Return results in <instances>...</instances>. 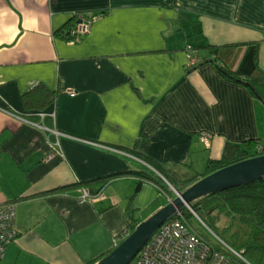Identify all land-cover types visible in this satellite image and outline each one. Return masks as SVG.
I'll use <instances>...</instances> for the list:
<instances>
[{
  "label": "crops",
  "instance_id": "1",
  "mask_svg": "<svg viewBox=\"0 0 264 264\" xmlns=\"http://www.w3.org/2000/svg\"><path fill=\"white\" fill-rule=\"evenodd\" d=\"M76 12L97 15L91 29L58 37ZM255 41L264 70V0H0V192L18 229L0 264H87L116 246L154 181L136 190L128 173L93 199L45 192L139 169L133 150L195 166L200 144L210 157L231 141L264 145V100L214 62L188 69L189 43L233 45L222 54L237 66ZM40 84L57 98L38 125L22 119V95Z\"/></svg>",
  "mask_w": 264,
  "mask_h": 264
},
{
  "label": "trees",
  "instance_id": "2",
  "mask_svg": "<svg viewBox=\"0 0 264 264\" xmlns=\"http://www.w3.org/2000/svg\"><path fill=\"white\" fill-rule=\"evenodd\" d=\"M85 17L90 18L91 20L89 21H92L97 15L88 16L85 12H76L72 18L55 31V34L65 40L80 39L83 32L78 27L83 20H87ZM189 44L187 49L188 51H194V53L190 52V54L191 59L195 62L188 66L190 71L197 68L200 64L214 62L219 71L228 80L246 84L254 94L264 100V70L259 63L260 42L243 43L248 48L237 66L230 65L227 58L222 54L224 48L233 45L220 46L208 43L194 47L196 46L195 44H193L194 46L192 43ZM43 87L44 85L40 84L22 95L24 108L32 110L30 113L31 119H39L38 121L42 120L41 113L47 111L49 104L57 98L56 91L53 93L47 92ZM132 153L142 160V165L139 169L57 186L49 191L47 190L45 193H70L76 188H87L90 191V199H93L100 196L104 192L105 187L115 177L128 173H134L138 176L139 180L136 190L140 189L143 183L142 180L154 181L159 187L158 194L148 206L138 211V215L134 214V210L129 209L127 228L121 241L118 242L119 244L135 230L139 223L168 204L171 197H176L175 189L183 191L198 180L223 167L244 159L263 155L264 145H261L258 139L228 142L222 156L209 157L207 167L203 172L195 171L196 167L190 161L168 165L138 150H133ZM191 204H193L195 211L199 213L198 216H201L206 222L207 219L203 216L204 211L211 214L218 212L220 221L222 222L223 219L226 221L222 222L224 225H218L217 228L208 223L211 230L225 243L240 251L252 264H261L258 260L264 258V179L211 193ZM182 210L191 223L190 218L195 216L193 211L187 206H184ZM178 216L175 213L171 218ZM227 231L232 233L231 240H228L225 236ZM116 246L87 264H95Z\"/></svg>",
  "mask_w": 264,
  "mask_h": 264
},
{
  "label": "built area",
  "instance_id": "3",
  "mask_svg": "<svg viewBox=\"0 0 264 264\" xmlns=\"http://www.w3.org/2000/svg\"><path fill=\"white\" fill-rule=\"evenodd\" d=\"M78 29L88 32L91 29V21L83 20ZM189 65L194 64V60ZM70 92L74 89H68ZM43 116L46 112L41 113ZM26 122L28 121L26 118ZM38 124L36 122H31ZM40 125V124H38ZM48 129H52L47 127ZM203 141L211 144V137L205 134ZM83 199L90 198V191L83 189L81 196ZM172 197L169 199L171 200ZM189 207L194 213L190 203ZM178 217L166 220L150 238V240L139 251L130 264H252L244 255L234 249L231 245L223 242L215 234L217 240L221 242L213 243L202 235L185 217L182 208L176 211ZM16 227V203L13 201L2 202L0 192V253H4L8 245L17 237Z\"/></svg>",
  "mask_w": 264,
  "mask_h": 264
},
{
  "label": "water",
  "instance_id": "4",
  "mask_svg": "<svg viewBox=\"0 0 264 264\" xmlns=\"http://www.w3.org/2000/svg\"><path fill=\"white\" fill-rule=\"evenodd\" d=\"M261 179H264V154L223 167L183 191L175 189L176 197L139 223L132 233L95 264H130L156 230L170 219L178 208H183L187 203L191 204L211 193Z\"/></svg>",
  "mask_w": 264,
  "mask_h": 264
},
{
  "label": "rangeland",
  "instance_id": "5",
  "mask_svg": "<svg viewBox=\"0 0 264 264\" xmlns=\"http://www.w3.org/2000/svg\"><path fill=\"white\" fill-rule=\"evenodd\" d=\"M47 115L43 116V117H46ZM25 118V117H24ZM26 119L28 120V122H38L40 123V121L38 120H34V119H31V118H28L26 117ZM41 124V123H40ZM211 152L210 149H208L207 147H205V145L203 144H200L199 145V150H198V155L201 156L198 157V159L196 160V168H195V171H198V172H203L205 171L206 167H207V160L210 156L212 155H209ZM203 158H206V159H203ZM203 198V197H202ZM201 198H198L196 199L195 201H199ZM192 205V208L193 207V204H190ZM194 213V212H193ZM195 216L194 217H191L190 220H191V223L200 231V233L202 235H204L206 238H208L209 240H211L213 243H219L221 242L220 240H217L216 237H215V234H213L211 232V228L210 226L208 225L211 224L213 225L215 228L218 227V225H224V223L222 222H225L226 220L223 219V221L221 222L220 219H219V214L218 212L217 213H214V214H211V213H208L207 211H204L203 212V216L206 217L207 219V222L200 216H198V212L194 213ZM231 232L230 231H227L225 233V236L228 240H231ZM223 241V240H222ZM224 242V241H223ZM258 262H260L261 264H264V258L262 259H259Z\"/></svg>",
  "mask_w": 264,
  "mask_h": 264
}]
</instances>
